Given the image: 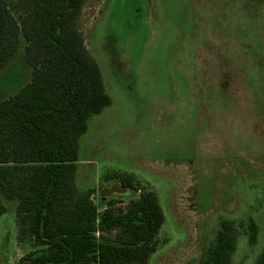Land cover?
<instances>
[{"label":"rangeland","instance_id":"obj_1","mask_svg":"<svg viewBox=\"0 0 264 264\" xmlns=\"http://www.w3.org/2000/svg\"><path fill=\"white\" fill-rule=\"evenodd\" d=\"M7 3L20 16V2ZM78 28L111 99L79 137L78 188L93 189L99 211L139 196L104 178L113 171L155 190L165 220L148 264H201L223 219L235 226L231 263L254 264L264 247V0H86ZM24 49L20 35L0 101L30 79ZM1 200L0 264H10L37 248L16 238V201Z\"/></svg>","mask_w":264,"mask_h":264},{"label":"trees","instance_id":"obj_2","mask_svg":"<svg viewBox=\"0 0 264 264\" xmlns=\"http://www.w3.org/2000/svg\"><path fill=\"white\" fill-rule=\"evenodd\" d=\"M18 1L22 13L15 17L0 0V71L22 35L31 76L0 101V215L1 197L15 200L16 238L37 249L10 264H148L165 220L155 190L132 173L113 171L104 178L139 196L99 211L93 189L75 181L79 137L111 103L78 28L86 0ZM247 233L254 245L258 226L251 218ZM235 248L234 222L223 219L201 264H232ZM254 264H264V247Z\"/></svg>","mask_w":264,"mask_h":264},{"label":"crops","instance_id":"obj_3","mask_svg":"<svg viewBox=\"0 0 264 264\" xmlns=\"http://www.w3.org/2000/svg\"><path fill=\"white\" fill-rule=\"evenodd\" d=\"M1 78V77H0ZM28 82V81H27ZM24 84H25V82H23ZM23 84L21 83V84H19L18 86H16V87H13V89L11 90V92H10V94H8L9 96H12V95H14L17 91H18V89H19V87L20 86H22ZM8 96V97H9Z\"/></svg>","mask_w":264,"mask_h":264}]
</instances>
